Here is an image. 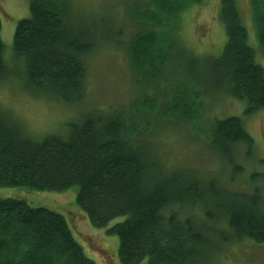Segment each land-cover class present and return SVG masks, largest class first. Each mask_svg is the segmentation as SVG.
Segmentation results:
<instances>
[{
	"label": "trees",
	"instance_id": "16d2710c",
	"mask_svg": "<svg viewBox=\"0 0 264 264\" xmlns=\"http://www.w3.org/2000/svg\"><path fill=\"white\" fill-rule=\"evenodd\" d=\"M201 1L124 5L123 16L134 25L124 49L132 76L154 81L159 98L165 96L158 83L163 78V43L169 40L165 47L171 46L181 13ZM249 2L264 56V0ZM70 6L71 0H29L28 15L15 25L12 49L28 87L76 106L85 97V59L111 36L100 20L71 23ZM218 18L226 41L206 69L207 76L217 88L245 102L244 115L254 114L264 109V70L248 44L237 0H220ZM12 71L0 38V81ZM180 95V89L174 91L162 113L172 112L185 126L189 117L199 115L200 105ZM139 102L137 98L119 107L87 109L64 130L41 139L25 132L9 111L0 108V186L48 191L75 186V202L91 225L107 227L114 220L107 233L118 237L121 264H212L215 259L220 262L233 244L263 245L264 174L253 173L250 187L232 190L233 176L242 173L233 161L232 174L221 182L190 168H168L146 148L143 139L149 137L151 123L142 117ZM206 130L209 147L229 161L238 145L247 150L253 146L239 116L210 119ZM0 264L96 262L74 238L64 215L23 198L0 197Z\"/></svg>",
	"mask_w": 264,
	"mask_h": 264
},
{
	"label": "rangeland",
	"instance_id": "374dc122",
	"mask_svg": "<svg viewBox=\"0 0 264 264\" xmlns=\"http://www.w3.org/2000/svg\"><path fill=\"white\" fill-rule=\"evenodd\" d=\"M142 1L71 0V23L90 25L92 20H100L102 30L111 36L86 57L85 97L73 106L35 92L26 85L21 67L13 57L12 43L17 21L28 15L29 0H0L3 57L14 71L9 73L6 81H0V108L9 111L25 132L35 139H41L49 133L64 130L68 122L75 120L87 109L109 105L119 107L126 101L138 98L140 113L146 115L142 117L151 123L150 135L143 139L146 148L168 168H190L208 178L216 177L221 182L232 174L233 161L242 168V173L234 175L235 179L229 185L232 190L247 189L253 173L264 174V109L244 115L245 102L229 95L222 87L217 88L207 76L206 69H209L212 59L221 54L226 41L224 27L218 18L220 0H202L185 9L178 20L179 28L175 31L171 46L165 47V42L169 40L163 43L164 57L160 65L163 78L158 82L160 92L165 95L162 98H159V91H154V81L151 84L144 77L135 80L124 51L134 26L123 16L124 5L139 4ZM237 4L247 29L248 44L254 50L256 62L264 70V56L256 37L251 4L249 0H237ZM119 27L123 28L122 34L112 37ZM167 29L159 28L161 31ZM192 63L195 68L190 66ZM179 89L182 99L188 103L198 101L200 105L199 115L189 117L185 126L176 122L178 119H175L172 112L166 115L162 113L169 103L168 99ZM229 115L241 117L253 139V146L249 150L243 144L238 145L230 161L209 147L206 130L208 120ZM159 134L161 136L158 137ZM75 196V186L64 191L0 186V197L23 198L31 205L45 206L64 215L74 238L96 264H121L118 258V237L107 233V227L114 220L107 227H94L77 206ZM212 264H264V244L254 245L247 241L233 244L224 250L220 262L215 259Z\"/></svg>",
	"mask_w": 264,
	"mask_h": 264
}]
</instances>
